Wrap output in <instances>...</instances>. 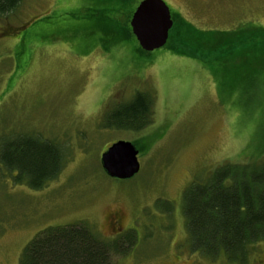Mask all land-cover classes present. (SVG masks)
<instances>
[{
	"label": "rangeland",
	"instance_id": "1",
	"mask_svg": "<svg viewBox=\"0 0 264 264\" xmlns=\"http://www.w3.org/2000/svg\"><path fill=\"white\" fill-rule=\"evenodd\" d=\"M101 1L21 0L0 15V264H20L45 230L78 224L124 242L113 264H237L194 251L184 196L223 166L264 167V0H163L191 34L186 42L176 23L152 53L132 30L103 38ZM139 93L152 101L149 126L107 128ZM37 140L64 156L40 189L1 160L12 144ZM118 141L139 150L128 181L101 167ZM115 211L125 216L120 234L106 222ZM256 248L245 264H264V241Z\"/></svg>",
	"mask_w": 264,
	"mask_h": 264
},
{
	"label": "trees",
	"instance_id": "2",
	"mask_svg": "<svg viewBox=\"0 0 264 264\" xmlns=\"http://www.w3.org/2000/svg\"><path fill=\"white\" fill-rule=\"evenodd\" d=\"M102 1L101 19L95 23L98 31L105 40L110 37L118 41L128 39L126 34L131 32L135 0ZM20 2L0 0V15L9 14ZM173 20L174 26L176 23L186 24V42H189L192 26L181 22L178 17ZM130 37L135 39L133 35ZM210 41H206L203 47L210 48ZM139 50L144 52L140 47ZM151 105V99L139 93L129 105L108 115L106 127L141 131L151 123ZM33 154L31 162L29 159ZM1 160L9 170H18L20 176L25 174L17 181L26 179L34 189H40L46 181L59 174L64 156L54 142L37 140L28 144H12ZM184 201L194 251L212 258L223 254L230 263L245 264L256 252V246L264 241V167L223 166L208 182L194 183L186 191ZM119 240L100 239L84 224L50 228L27 246L20 264H113L114 256L128 253L120 250L118 244L124 242ZM126 242L130 248L133 247L129 240Z\"/></svg>",
	"mask_w": 264,
	"mask_h": 264
},
{
	"label": "water",
	"instance_id": "3",
	"mask_svg": "<svg viewBox=\"0 0 264 264\" xmlns=\"http://www.w3.org/2000/svg\"><path fill=\"white\" fill-rule=\"evenodd\" d=\"M131 30L140 48L152 53L167 45L174 21L163 0H144L133 14ZM139 150L133 143L118 141L101 156V167L111 179L128 181L140 173Z\"/></svg>",
	"mask_w": 264,
	"mask_h": 264
},
{
	"label": "flooded vegetation",
	"instance_id": "4",
	"mask_svg": "<svg viewBox=\"0 0 264 264\" xmlns=\"http://www.w3.org/2000/svg\"><path fill=\"white\" fill-rule=\"evenodd\" d=\"M125 221V216L120 211H115L107 216L106 222L110 229L117 231V234H120V227L123 226Z\"/></svg>",
	"mask_w": 264,
	"mask_h": 264
}]
</instances>
